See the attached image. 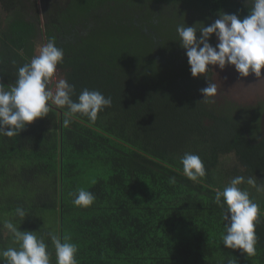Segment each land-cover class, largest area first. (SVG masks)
Wrapping results in <instances>:
<instances>
[{
	"label": "trees",
	"instance_id": "1",
	"mask_svg": "<svg viewBox=\"0 0 264 264\" xmlns=\"http://www.w3.org/2000/svg\"><path fill=\"white\" fill-rule=\"evenodd\" d=\"M0 5V83L15 84L40 40H55L73 99L85 88L112 99L94 124L81 116L64 127L62 110L52 109L18 135L0 136V219L45 237L50 264L49 232L76 244L77 264H264V192L240 185L259 205L256 253L248 257L223 246L224 209L213 191L235 176L264 184V101L203 100L213 66L193 77L176 31L179 24L208 26L221 11L243 18L251 0ZM186 152L203 160L200 182L182 174ZM81 188L95 196L88 207L72 203L70 193ZM17 207L28 213L23 221L14 217ZM8 247L18 244L2 230L0 251Z\"/></svg>",
	"mask_w": 264,
	"mask_h": 264
},
{
	"label": "clouds",
	"instance_id": "2",
	"mask_svg": "<svg viewBox=\"0 0 264 264\" xmlns=\"http://www.w3.org/2000/svg\"><path fill=\"white\" fill-rule=\"evenodd\" d=\"M248 5L249 0H245ZM249 14L240 18L235 13L221 11L219 18L206 26L200 23L194 26L177 25L179 43L186 50L188 64L193 77L210 72V66L221 70L233 65L241 77L250 74L264 79V0H251ZM200 33L199 37L197 33ZM215 35L217 43L211 39ZM38 54L28 63L19 67L15 84L5 86L0 83V136L18 135L37 118L49 115L52 109L61 113L62 126L67 127L77 117H86L94 124L104 108L112 104L111 97H105L98 90L83 89L77 98L75 85L58 70L64 61V51L57 47L55 40L37 46ZM59 71V72H58ZM203 100L213 98L218 93V85L209 82L202 88ZM182 174L193 182H200L206 176L202 158L195 153L186 152L180 158ZM179 171V169H178ZM175 177L170 183H175ZM247 183L257 192H264V184L256 179L243 176L233 177L223 189H213L214 203L224 209L225 221L221 234L223 246L239 249L248 257L256 253L255 224L259 214V205L250 199L249 192L240 185ZM72 203L78 207L90 206L95 196L83 188L70 193ZM28 215L23 207H17L14 217L23 221ZM7 230L17 247H8L0 251L4 264H50V254L45 237L37 236L34 231H22L12 219H0V231ZM55 248L56 264H77L76 244L63 240L55 232L46 234ZM229 264H232L230 261Z\"/></svg>",
	"mask_w": 264,
	"mask_h": 264
},
{
	"label": "rangeland",
	"instance_id": "3",
	"mask_svg": "<svg viewBox=\"0 0 264 264\" xmlns=\"http://www.w3.org/2000/svg\"><path fill=\"white\" fill-rule=\"evenodd\" d=\"M43 44L45 43L40 40L39 45H43ZM218 69H219L220 74H218L217 71H214L215 74L213 78L214 82L217 83L218 85V93L216 95L217 98L214 97L215 100H218L221 104H224L226 103V96H227V98H230L231 100L238 102L240 104H256L260 101H264V85L261 84L262 79H258L257 77L253 75L252 76V79H254L253 84L257 85L258 89H254L253 87L246 88V87H243L242 84L246 82L245 80L248 77H241L239 73L235 70V67H233V65H228L223 70H221L219 67ZM59 74H61V72H59ZM230 74L231 76H228ZM218 76L219 78L218 80H216ZM256 80L260 82L259 85L256 82ZM230 81L235 82L236 85H239L240 87H233L230 84ZM224 91L226 92L225 95L223 93ZM247 98H248V101L245 100ZM239 99L244 100V101L240 102L238 101Z\"/></svg>",
	"mask_w": 264,
	"mask_h": 264
},
{
	"label": "water",
	"instance_id": "4",
	"mask_svg": "<svg viewBox=\"0 0 264 264\" xmlns=\"http://www.w3.org/2000/svg\"><path fill=\"white\" fill-rule=\"evenodd\" d=\"M234 67V66H233ZM213 70L214 71H217L218 72V74H220V72H219V69H218V67L217 66H213ZM215 73V72H214ZM228 76H231V74L230 75H228ZM252 76L253 75H249V76H247L248 78L245 80L246 82H244V84H242V86L243 87H250V88H254V89H258L257 87V85H255V84H253V81H254V79H252ZM218 78H219V76L216 78V80H218ZM256 82L258 83V85H259V81H257L256 80ZM230 84L233 86V87H240L239 85H236V83L235 82H233V81H230ZM261 84H263L264 85V79H262V82H261ZM242 95V94H241ZM246 101H248V98L247 99H245ZM238 101H240V102H242V101H244V100H238ZM255 102V101H254Z\"/></svg>",
	"mask_w": 264,
	"mask_h": 264
},
{
	"label": "flooded vegetation",
	"instance_id": "5",
	"mask_svg": "<svg viewBox=\"0 0 264 264\" xmlns=\"http://www.w3.org/2000/svg\"><path fill=\"white\" fill-rule=\"evenodd\" d=\"M0 7H2V5H0ZM213 78H214V76H213ZM223 93H224V95L226 94V92H225V91H224ZM226 98H227V96H226Z\"/></svg>",
	"mask_w": 264,
	"mask_h": 264
}]
</instances>
